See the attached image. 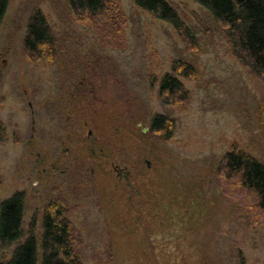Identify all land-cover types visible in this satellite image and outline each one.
Returning a JSON list of instances; mask_svg holds the SVG:
<instances>
[{"label": "rangeland", "instance_id": "1", "mask_svg": "<svg viewBox=\"0 0 264 264\" xmlns=\"http://www.w3.org/2000/svg\"><path fill=\"white\" fill-rule=\"evenodd\" d=\"M193 39L120 0L123 48L75 22L67 0H10L0 27V203L25 193L24 229L64 208L83 264H264V223L244 218L215 169L233 147L264 162V84L232 54L223 29L194 0H167ZM53 27V64L29 63L32 10ZM175 61L184 104L158 93ZM155 115L173 122L163 140ZM11 248L0 246V263ZM41 251H38V264Z\"/></svg>", "mask_w": 264, "mask_h": 264}, {"label": "trees", "instance_id": "2", "mask_svg": "<svg viewBox=\"0 0 264 264\" xmlns=\"http://www.w3.org/2000/svg\"><path fill=\"white\" fill-rule=\"evenodd\" d=\"M10 0H0V27ZM205 8L224 31L232 54L242 66L264 84V0H194ZM75 22L88 27L100 44L123 48L126 42V18L120 0H67ZM135 5L157 20L171 25L188 39L193 35L167 0H134ZM25 59L38 65L53 64L59 47L55 31L39 8L32 10L23 37ZM174 76L164 74L158 93L166 104H184L189 92L178 76L188 77L192 67L175 61ZM150 131L163 140L173 136V122L153 116ZM6 139L0 121V143ZM221 191L241 207L252 224L264 223V162L233 146L215 169ZM25 193L15 192L0 203V246L11 248L10 256L0 264H83L78 256L77 232L64 208L51 202L41 219V236L36 237V218L24 229Z\"/></svg>", "mask_w": 264, "mask_h": 264}]
</instances>
